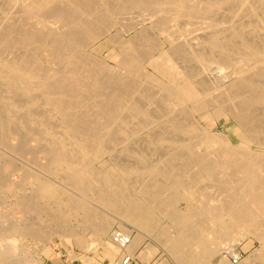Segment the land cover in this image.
<instances>
[{
	"label": "rangeland",
	"instance_id": "374dc122",
	"mask_svg": "<svg viewBox=\"0 0 264 264\" xmlns=\"http://www.w3.org/2000/svg\"><path fill=\"white\" fill-rule=\"evenodd\" d=\"M49 1L44 10L31 13L21 1L0 0V64L6 58L17 57L31 68L25 87L18 88L0 76V228L15 226L14 231L8 230L7 235L0 238V243L5 244L2 246H8L4 251L12 253L8 262L0 261V264H71V261H74L72 264H114L117 253L121 252L115 249L118 244L111 236L125 229L130 232L131 240L142 237L143 241L152 242L164 260L183 264L180 261L183 253L174 252L170 242L186 224L187 218L198 216L200 207L212 206L216 202L215 196L218 194V198L221 193L213 179L216 174L207 168L199 171V166L192 167L191 162H201L211 150L222 149L226 144L235 145L230 147L236 152L239 149L237 154L240 156L255 154L254 157L264 158V99L257 97L260 85L264 84V0H138L139 3L130 6L121 5L118 0H90L93 8L87 12L83 10L87 0ZM80 6L79 11L77 8ZM79 15L83 16L76 18ZM48 30L63 39L64 43L58 49L51 46L52 34L47 33ZM91 31L96 35L90 36ZM60 32H63V37L58 34ZM249 45L261 53L251 55ZM160 55L165 61L161 57L157 59ZM162 61L165 64L162 65ZM216 66L229 73L226 83L235 84V91L229 94H217L216 90L212 95L207 93L213 85L207 78H211L218 68ZM159 67L161 69L157 71ZM168 67L170 71L166 69ZM211 67L215 70L211 71ZM245 67L247 70L244 72ZM171 68L178 71L183 68L191 76L187 83H191L193 89H206V95L201 96L204 101L201 113L207 116L201 123L210 132L223 133L228 137L219 145L214 139L210 147L201 145L200 140L194 141L197 138L192 133L195 132L177 131L168 117L154 124L134 109L141 105L152 111L158 109V114H162L180 105L177 111L185 106L184 110L199 117L193 112L190 102L181 104L168 93L172 86L169 79L176 73ZM248 77L259 83L258 87L249 85ZM214 98L217 100L215 103L210 101ZM230 110L246 118L248 125L257 124L263 128L261 133L255 134L253 142L248 143L235 132L237 123L230 117ZM145 122L148 128L139 133V126ZM158 130L163 133L153 136L152 133ZM58 137L66 150L69 149V157L82 156L77 150L83 147L89 156L95 153L91 159L94 162L88 169L100 179L106 175L112 179L111 198L118 199L123 193L137 204V214L142 215L141 223L126 220L122 215L124 208L108 207L79 190L64 166L60 171L49 164L51 170L42 169L47 163L44 159L49 149L57 147L53 141ZM167 157L174 158V163L169 164ZM142 162H149L151 169L159 170L147 171L141 166ZM183 163L188 165L184 166L187 172L181 170ZM29 169L36 176L40 174L38 177L41 179H48L59 190L57 195L50 199L42 198L35 186L34 175L26 178ZM54 172L58 174H52ZM171 175L175 177L170 178ZM122 181H126L125 185ZM189 194L196 201L191 207L187 201ZM72 195L80 200L83 196L89 199L92 214L89 220L65 200V197L73 198ZM21 204L23 207L28 205L31 210L27 206L25 211ZM203 218L208 227L205 237L211 243H205L207 250L203 246H194L191 252L201 257L191 264H264V228L254 226L253 233L231 229L228 235L218 237V231L213 229L216 225L212 227L211 219ZM222 218L230 220L226 214ZM101 219L114 222L105 235L94 231V225ZM234 241H237L235 250L229 248ZM222 254L225 260L220 263L219 255ZM127 255L131 254L123 251V256Z\"/></svg>",
	"mask_w": 264,
	"mask_h": 264
},
{
	"label": "bare ground",
	"instance_id": "6f19581e",
	"mask_svg": "<svg viewBox=\"0 0 264 264\" xmlns=\"http://www.w3.org/2000/svg\"><path fill=\"white\" fill-rule=\"evenodd\" d=\"M17 1H21L23 3V5L25 6V8L31 12V13H36V12H40V10H44L46 8V6L49 4V0H17ZM88 4H86V7H83V5H81L84 9L85 12H87L86 10L93 8L92 5V1L90 2V0H87ZM101 1V0H99ZM104 1V0H103ZM121 1V5L123 3L124 6H130L133 3H139L138 0H118ZM142 1V0H141ZM145 1V0H143ZM147 1V0H146ZM208 1V0H207ZM9 2V1H8ZM102 2V1H101ZM148 2V1H147ZM146 2V3H147ZM187 3V2H186ZM196 3V2H195ZM214 3V2H213ZM2 4V3H1ZM67 4V3H66ZM85 4V3H84ZM193 4V3H192ZM232 4V3H231ZM95 5V4H94ZM199 5V4H198ZM235 5V4H234ZM81 6L77 9H79ZM109 6V5H108ZM123 6V7H124ZM67 7V6H65ZM75 7V6H74ZM149 7V6H148ZM147 7V8H148ZM160 7V6H159ZM165 8V7H164ZM168 8V7H167ZM202 9V8H201ZM225 9V8H223ZM71 10V9H68ZM74 10V9H73ZM76 10V9H75ZM134 10V9H133ZM161 10V9H160ZM2 11V10H1ZM72 11V10H71ZM177 11V10H176ZM229 11V10H228ZM77 12V11H75ZM162 12V11H161ZM249 12V11H248ZM83 12H81L82 14ZM169 13V12H168ZM40 14V13H39ZM154 14V13H153ZM220 14V13H219ZM199 15V14H198ZM203 15V14H202ZM241 15V14H240ZM73 16V15H72ZM82 17L83 15H79L78 17ZM173 16V15H172ZM137 17V16H136ZM223 18V17H222ZM229 18V17H228ZM155 19V18H154ZM200 19V18H199ZM220 19V18H219ZM21 20V19H20ZM159 20V19H158ZM157 20V21H158ZM169 20V19H168ZM215 20V19H214ZM81 21V20H80ZM89 21V20H88ZM143 21V20H142ZM166 21V20H165ZM170 21V20H169ZM172 21V20H171ZM54 22V21H53ZM62 22V21H61ZM84 22V21H83ZM162 22V21H161ZM164 22V21H163ZM181 22V21H180ZM52 23V21H51ZM88 23V22H87ZM128 23V22H127ZM53 24V23H52ZM55 24V23H54ZM57 24V23H56ZM113 24V23H112ZM38 25V24H37ZM62 25V23L60 24ZM92 25V24H89ZM36 26V25H35ZM59 26V25H58ZM43 27V26H40ZM70 27V26H69ZM123 27V26H122ZM30 28V27H29ZM60 28V26H59ZM64 28V25H63ZM66 28V27H65ZM68 28V27H67ZM66 30H69L67 29ZM92 30V27H89ZM45 29V28H44ZM61 29V28H60ZM216 29V28H215ZM21 30V29H20ZM38 30V29H36ZM66 30H65V34L66 35ZM186 30V29H185ZM219 30V29H218ZM2 31V30H1ZM0 31V32H1ZM52 31V30H51ZM59 30L57 29V32ZM64 32V30H62ZM105 31V30H104ZM258 31V30H257ZM29 32V31H28ZM31 32V31H30ZM62 32V33H63ZM94 31L90 32V36L95 33H93ZM49 34H52L51 32H48ZM55 33V32H54ZM61 32L58 33L61 36L63 35ZM254 33V32H253ZM16 34V33H15ZM28 34V33H27ZM121 34V33H120ZM228 34V33H227ZM59 35V36H60ZM96 35V34H95ZM184 35V34H183ZM52 41H51V46H53V48L58 49L61 45H63V39H59L58 36H55V34H52ZM69 36V35H68ZM67 36V37H68ZM82 36V35H81ZM230 36V35H229ZM12 37V36H10ZM39 37V36H38ZM42 37V36H40ZM63 37V36H62ZM80 37V36H79ZM188 37V36H187ZM21 38V37H20ZM37 38V37H36ZM35 38V39H36ZM50 38V37H48ZM61 38V37H60ZM209 38V37H208ZM13 39V38H12ZM111 39V38H110ZM189 39V38H188ZM11 40V38H10ZM114 40V39H113ZM217 40V39H216ZM58 41L59 44H58ZM66 41V40H65ZM82 41V40H81ZM225 42V41H224ZM257 45V44H256ZM191 46V45H190ZM249 49V53L251 55H257L261 53V50L258 49H253L251 48V46H247ZM33 48V47H32ZM62 48V47H61ZM128 48V47H127ZM192 48V47H190ZM255 48V47H254ZM189 49V48H188ZM130 50V49H129ZM25 51V50H24ZM164 51V50H163ZM180 51V50H179ZM195 51V50H194ZM210 51V50H209ZM65 52V50H64ZM166 52V51H165ZM164 52V53H165ZM169 52V51H168ZM167 52V53H168ZM38 53V52H37ZM54 53V52H53ZM70 53V52H69ZM134 53V52H133ZM52 54V53H51ZM122 54V53H121ZM195 55H199V53H194ZM216 54V53H215ZM218 54V53H217ZM145 55V54H144ZM163 55V53H162ZM167 55V54H165ZM170 55V53H168V56ZM184 55V54H183ZM222 55V54H221ZM4 57V56H3ZM7 57V56H6ZM163 58V56H159V58H157L158 60ZM165 57V56H164ZM185 57V56H184ZM202 57V56H201ZM1 58V57H0ZM39 58V57H38ZM122 58V57H121ZM154 58V57H153ZM224 58V57H223ZM244 59V58H243ZM247 59V58H246ZM63 60V59H62ZM157 60V61H158ZM186 60V59H185ZM211 60V59H210ZM2 62V67L0 68V76H2L4 79H7L9 82L14 83L15 85H17L18 88H21V86H23L25 84V80L27 79L26 77L29 76V74L31 73V68L29 69L28 65H26V63H24L22 60H18L17 57L16 58H6L4 59ZM97 61V60H96ZM153 61V60H151ZM161 61V60H160ZM159 61V62H160ZM163 61L164 58H163ZM162 61V65L165 64ZM187 62V61H186ZM61 63V62H60ZM132 63V62H131ZM135 63V62H134ZM222 63V62H221ZM123 64V62H122ZM133 64V63H132ZM256 64V63H255ZM44 65V64H43ZM127 65V64H126ZM161 65V66H162ZM199 65V64H198ZM237 65V64H236ZM36 66V65H35ZM129 66V65H128ZM215 66V65H214ZM213 66V67H214ZM241 66V65H240ZM39 67V66H38ZM46 67V66H45ZM130 67V66H129ZM158 67V65H157ZM165 67V66H164ZM218 67V66H216ZM44 69V67H42ZM64 68V67H63ZM94 68V67H93ZM156 68V67H155ZM180 68V67H179ZM246 68V69H245ZM244 68V72L247 70V67ZM258 68V67H257ZM46 69V68H45ZM44 69V70H45ZM54 69V68H53ZM69 69V68H68ZM161 69L160 67L157 68ZM169 69L170 71V67L166 68ZM174 69H177L176 67H174ZM171 68L172 71L176 72L175 74H173L174 72H172L173 76L170 77V83H171V89H169L170 94H172V96L177 99V102L179 101L181 104L183 102H190V104H192V109L193 112H196L199 114V117H197L194 113H191V111H186L184 110L186 107H182L183 109L178 110V106L180 105H175L172 109L168 110V112H164L162 114H158V109L154 111H157V114H153L154 111H152L150 108V110L148 108H144L141 105L139 106H135L134 109L137 110V112H140L143 116L147 117L150 119V121H152V123H159V120H162L163 118H167L170 119V124L178 130H180V132L184 131H191V132H195L192 133L194 134L195 139L196 140H200V144L201 145H212L213 143V139L215 141H218V145L220 142H223L221 140H226L228 137L223 134V133H212L208 130L207 127H205V125L203 126L201 121L204 120L206 118L205 115H203L201 112L203 110V105H204V101H202L201 96L202 95H206V93L203 91H200V89L197 90L193 89V86L191 83H187V79L191 78L190 75H188V73L183 70L180 69V71L178 70H174ZM185 69V67H184ZM188 69V68H187ZM196 69V68H195ZM211 71L215 70V68L212 70V67L210 68ZM241 69V68H240ZM72 70V69H71ZM156 70V69H155ZM164 70V69H163ZM189 70V69H188ZM209 70V69H208ZM168 71V70H167ZM168 71V72H169ZM209 71V72H211ZM242 71V70H240ZM253 71V70H252ZM123 72V71H122ZM161 72V70H160ZM243 72V71H242ZM256 72V71H255ZM161 73H164V71H162ZM160 73V74H161ZM122 74V73H121ZM168 74V73H166ZM170 74V73H169ZM211 74V73H210ZM229 74V73H228ZM227 74V71L222 68V67H218L214 73H212L211 78H207V80H210L211 83H213L212 87L209 89V91L207 92L208 94H211L213 92V90L217 91V94H222V93H226L229 94L231 93V91H235L236 87L234 86L235 84H227L226 80L229 79V76ZM107 75V74H106ZM152 75V74H151ZM169 76V75H167ZM171 76V75H170ZM150 77V76H149ZM203 77V76H202ZM231 77V76H230ZM253 78V77H252ZM234 79V78H233ZM247 80L248 84L251 85L252 87L255 86V84L259 85V83H256L255 81L250 80V78L248 77ZM197 80V79H196ZM69 81V80H68ZM101 81V80H100ZM203 81V80H202ZM231 81V80H230ZM235 81V80H234ZM233 81V82H234ZM240 81V80H239ZM263 81V80H262ZM50 82V81H49ZM116 82V81H115ZM200 82V81H198ZM255 82V83H254ZM4 83V82H3ZM109 83V82H108ZM195 83V81H194ZM206 83V82H205ZM236 83V81L234 82ZM51 84V83H50ZM54 84V83H53ZM58 84V83H57ZM91 84V83H90ZM55 85V84H54ZM170 86V85H169ZM25 87V85H24ZM34 87V86H33ZM49 87V86H48ZM63 87V86H62ZM65 87V86H64ZM63 87V88H64ZM251 87V88H252ZM196 88V87H194ZM246 88V87H245ZM79 89V88H78ZM166 89V88H165ZM242 89V88H241ZM244 90V89H243ZM246 90V89H245ZM44 91V90H42ZM50 91V90H49ZM60 91V90H59ZM63 91V90H62ZM215 91V92H216ZM258 95L257 97H261V99H264V84L260 85L259 87V91H258ZM214 93V92H213ZM241 94V93H240ZM69 95V94H68ZM72 95V94H71ZM167 95V94H166ZM169 95V94H168ZM212 95V94H211ZM4 96V95H3ZM14 96V95H13ZM51 97V96H50ZM70 97V95H69ZM167 97V96H166ZM171 97V98H173ZM242 97V96H241ZM251 97V96H250ZM137 98V96H136ZM217 98V97H216ZM216 98H214L213 100H210L212 102L217 101ZM23 100L25 98H22ZM170 99V97H169ZM65 100V99H64ZM204 100V99H203ZM17 101V100H16ZM173 101V99H172ZM206 101V100H205ZM208 101V100H207ZM221 101V100H220ZM95 103V102H94ZM148 103V102H147ZM215 103V102H214ZM231 103V101H230ZM112 104V103H111ZM141 104V103H140ZM185 104V103H184ZM183 104V105H184ZM188 104V103H187ZM248 104V103H247ZM63 105V104H62ZM149 107H151V103H148ZM210 105V103H209ZM213 105V104H212ZM221 105V104H220ZM67 106V105H66ZM145 106V105H143ZM244 106V105H243ZM231 107V106H230ZM246 107V106H245ZM226 108V107H225ZM237 108V107H236ZM240 109V107H238ZM237 108V110H238ZM260 108V107H259ZM5 109V108H4ZM41 109V108H40ZM231 109V108H229ZM228 109V110H229ZM26 110V109H25ZM51 110V109H50ZM88 110V109H87ZM235 111V109H233ZM34 111V110H33ZM82 111V110H81ZM232 111V110H230ZM83 112V111H82ZM97 112V111H95ZM160 112V111H159ZM38 113V112H37ZM161 113V112H160ZM228 113V112H227ZM46 114V113H45ZM216 114V113H215ZM219 114L221 115L222 112H219ZM259 114V113H258ZM23 115V114H22ZM34 115V114H33ZM133 115V114H132ZM228 115V114H227ZM229 115L231 118H233L236 123L237 126L235 129V132L238 134V136L243 137V139H246L245 141H247L248 143L253 142L254 140V136L257 133H261V126L257 125V124H252V125H248L246 122V118L242 117L239 115V113L237 112L236 114L232 112H229ZM252 115V114H250ZM264 115V113H263ZM4 116V114H3ZM8 116V115H7ZM24 116V115H23ZM224 116V115H223ZM255 116V115H254ZM46 117V115H45ZM117 117V116H116ZM225 117V116H224ZM253 117V116H251ZM48 118V117H47ZM126 118V116H125ZM64 119V118H63ZM86 119V118H85ZM113 119V117L111 118ZM143 119V118H141ZM140 119V120H141ZM218 119V118H217ZM18 120V119H17ZM41 120V119H40ZM73 120V119H72ZM210 120V119H209ZM264 120V119H262ZM28 121V120H27ZM144 121V120H143ZM54 122V121H53ZM69 122V121H68ZM109 122V121H108ZM130 122V120H129ZM136 122V121H135ZM134 122V123H135ZM257 122V121H256ZM14 123V121H13ZM24 123V122H23ZM96 123V122H95ZM100 123V122H99ZM110 123V122H109ZM149 123V122H148ZM20 124V123H19ZM79 124V123H78ZM108 124V123H107ZM251 124V123H250ZM261 124V123H260ZM17 125V124H16ZM30 125V124H29ZM47 125V124H46ZM73 125V124H72ZM81 125V124H80ZM118 126V125H117ZM119 127V126H118ZM132 127V126H131ZM134 127V126H133ZM11 128V127H10ZM85 128V127H84ZM136 128V127H135ZM147 124L145 123H141V125L138 128V132L139 131H143L144 129H147ZM23 129V128H22ZM25 129V128H24ZM33 129V128H32ZM43 129V128H42ZM53 129V128H52ZM121 129V128H120ZM133 129V128H132ZM167 129V128H166ZM171 129V128H170ZM80 130V129H79ZM127 130V129H126ZM55 131V130H54ZM58 131V130H57ZM165 131V130H164ZM173 131V130H172ZM176 131V132H177ZM53 132V131H52ZM100 132V131H99ZM44 133V132H43ZM56 133V132H55ZM62 133V132H61ZM111 133V132H110ZM140 133V132H139ZM150 133H152L150 131ZM162 134V130L158 132H154L152 133V135L154 136L155 134ZM39 134V133H37ZM78 134V133H77ZM175 134V133H174ZM187 134V133H186ZM54 135V134H53ZM66 135V134H65ZM179 135V134H178ZM261 135V134H260ZM36 136V135H35ZM55 136V135H54ZM119 136V135H118ZM230 136V135H229ZM263 136V135H262ZM23 137V136H22ZM26 137V136H25ZM34 137V136H33ZM37 137V136H36ZM39 137V136H38ZM44 137V136H43ZM66 137V136H65ZM92 137V136H91ZM107 137V136H106ZM167 137V136H166ZM165 137V138H166ZM172 137V135H171ZM179 137V136H178ZM2 138V137H1ZM142 138V137H141ZM174 138V137H173ZM34 139V138H33ZM40 139H42L40 137ZM46 139V138H45ZM54 139V138H53ZM92 139V138H91ZM108 139V138H107ZM152 139V138H151ZM178 139V138H176ZM188 139V137H187ZM190 139V138H189ZM240 139V138H239ZM168 140V139H167ZM241 142L242 139H240ZM50 141V140H49ZM65 141V140H63ZM186 141V140H185ZM188 141V140H187ZM244 141V142H245ZM261 141V140H260ZM55 144H57V147H55L54 145V149H49V155L47 154V156L45 157L47 161H45L46 164H43L44 167L43 168H58L60 171V167L64 166L67 170V172L70 175V180H72L73 185L75 187H77L79 190H81L82 192L85 193H89L93 199H95V201L97 200L100 203L106 204L108 207H113V208H124L123 209V213L122 215H124L126 220H129L131 222H136L139 221L141 223V213L137 214V208L134 204L133 201H130V198L127 197L125 194H120L118 196V199H113L111 198V193L110 190L112 188V179L109 178V176L106 175V177L103 178H98L96 176L93 175V172L91 170L88 169V167L91 165V162L93 159V156H89L87 150L85 149V147L81 148V150H77L78 152L82 153V156H75L74 158L69 157V155L67 154L68 150H66V147H64L61 139L58 137L56 138L55 141H53ZM178 142V141H177ZM184 142L183 140L181 141V143ZM189 142V141H188ZM228 142V141H227ZM233 142V141H232ZM240 142V143H241ZM243 142V143H244ZM96 143V142H95ZM119 143V142H117ZM180 143V142H178ZM191 143V142H190ZM195 143V142H194ZM37 144V143H36ZM193 144V143H192ZM191 144V145H192ZM260 144V143H258ZM141 145V144H140ZM183 145H185V142L183 143ZM217 145V146H218ZM231 147H234L232 144H230ZM230 145L226 144L224 146V148L222 149H216L215 151H212L211 148L209 151L210 153L207 155V157L204 160H201V162H197L192 164L191 161H188L189 163L191 162V165H193L192 167L195 166H199L200 170L199 171H205L206 168L209 171L214 172L216 175L213 177V179L217 182V184L215 183V185H217L219 187V189L221 190V193L219 192V197L217 198L218 194L215 196L214 198V202L212 206H206V207H200L199 209V213L198 216L193 217H189L186 219V224L182 227V229L180 230V232L178 231L176 233V235L173 237L171 243V246L174 250V252L176 251L177 253L180 254V252L183 253V259H181V263L183 264H191L192 262L198 261V258L201 257V255L197 256L195 255V252L192 253L191 251L193 249H195V245L196 247L198 246H203L205 248V250L208 249V247L206 246L207 244L205 243H211L210 240H206L205 234L207 233V229L208 227L206 226V224L204 223V216L211 219L210 224L213 225L215 224L216 226L213 228L215 230L218 231V237H223L226 236L230 233L231 229H233L234 231L236 230H243V231H251V233H253V227L257 226L260 229L264 228V158L263 157H251L250 155H244L245 156H240L237 153L240 152V150L238 149L237 152L235 150H233V148L230 147ZM41 146V145H40ZM39 146V147H40ZM72 146V145H71ZM103 146V145H102ZM150 146V145H149ZM223 146V145H222ZM221 146V147H222ZM243 146H245L243 144ZM81 147V146H80ZM112 147V146H111ZM158 147V146H157ZM180 147V146H178ZM197 147V146H196ZM220 147V148H221ZM23 148V147H22ZM38 148V146H37ZM132 148V147H131ZM237 148V147H235ZM242 148V147H241ZM251 148V147H248ZM39 149V148H38ZM43 149V148H42ZM134 149V147H133ZM180 149V148H179ZM183 149V148H182ZM191 149V148H190ZM215 149V148H214ZM245 149V148H243ZM89 150V149H88ZM101 150V149H99ZM138 150V149H137ZM181 151V150H180ZM204 151V150H203ZM253 151V150H252ZM255 151V150H254ZM42 152V151H41ZM45 152V151H43ZM93 152V150H92ZM138 152V151H137ZM148 152V151H147ZM187 152V151H186ZM192 151H189V153H191ZM197 152V151H196ZM246 152L247 149H246ZM261 152V151H260ZM171 152H169L170 154ZM177 153V152H176ZM208 153V151H207ZM249 153V152H248ZM163 154V153H161ZM195 154V153H194ZM205 154V153H204ZM240 154V153H239ZM1 155V154H0ZM35 155V154H34ZM45 155V154H44ZM124 155V154H123ZM167 155V154H165ZM181 155V153H180ZM188 155V154H187ZM182 156V155H181ZM115 157V156H114ZM164 157V156H163ZM166 157V156H165ZM172 157V156H170ZM167 157L168 159V163L169 164H173L174 163V158H170ZM191 157V156H190ZM195 157V156H194ZM204 157V155H203ZM201 157V158H203ZM193 158V157H192ZM197 158V157H196ZM163 159V158H162ZM200 159V158H199ZM123 160V158H122ZM127 160V159H126ZM161 160V159H160ZM176 160V159H175ZM193 160V159H192ZM196 160V159H195ZM119 161V159H118ZM159 161V160H158ZM166 161V160H164ZM94 162V161H93ZM92 162V163H93ZM184 162V161H183ZM187 162V164H188ZM158 163V162H157ZM177 163V162H176ZM186 163V162H185ZM39 164V163H38ZM49 164V166H48ZM178 164V163H177ZM176 164V165H177ZM181 164V163H180ZM185 165L183 163V167H182V171H186L188 169H185L184 166H188ZM204 164H207L206 166ZM39 165H42L41 163ZM141 165V164H140ZM175 165V166H176ZM47 166V167H46ZM143 169H146L147 171H157L159 169L154 168L151 169V163L149 162H142ZM156 166V165H155ZM159 166V165H158ZM162 166V165H161ZM160 166V167H161ZM197 166V167H198ZM165 167L166 166H162ZM179 167V166H178ZM51 168L49 170H51ZM63 168V167H62ZM181 168V166H180ZM52 169V171H54ZM136 169V168H135ZM174 169V168H173ZM193 169V168H192ZM205 169V170H204ZM65 170V169H64ZM167 170V168H166ZM28 171H30V173L26 172L28 175L26 176V178L32 174L31 169H29ZM47 172V170H45ZM51 171V172H52ZM169 170H167L168 172ZM179 171V170H178ZM196 171V170H195ZM40 172V171H39ZM187 172V171H186ZM194 172V171H193ZM198 172V171H197ZM211 172V173H212ZM35 174V172H33ZM171 173V172H170ZM184 173V172H183ZM189 173V171H188ZM204 173V172H203ZM202 173V174H203ZM32 174V176L34 175ZM42 174V173H41ZM51 174V173H50ZM52 174H58V173H52ZM156 174V173H155ZM193 174V173H192ZM200 174V172H199ZM38 175V174H37ZM40 175V174H39ZM38 175V176H39ZM167 175V174H166ZM36 175L33 176V179H35V186L37 187V189L40 191V195H42V198L45 199H50L53 198L57 195V190L56 187L54 185H52V183H50V181H47L48 179L44 180L41 179V177H38ZM41 176V175H40ZM155 176V175H154ZM174 176L171 175L169 176L170 178ZM190 176V175H189ZM202 176V175H201ZM211 176V175H210ZM49 177V176H48ZM66 177V176H65ZM169 177L167 179H169ZM175 177V176H174ZM199 177V176H197ZM44 178V177H43ZM46 178V177H45ZM180 178V177H179ZM32 179V180H33ZM54 179V178H53ZM174 179V178H173ZM176 179V178H175ZM181 179V178H180ZM26 180V179H25ZM31 180V183H32ZM127 180V179H126ZM179 180V179H178ZM28 181V180H26ZM172 181V180H171ZM177 181V180H176ZM180 181V180H179ZM183 181V180H182ZM195 181V180H194ZM213 181V180H212ZM56 182V181H55ZM196 182V181H195ZM63 183V182H62ZM118 183V182H117ZM121 183H123L125 185L126 181H122ZM200 183V182H199ZM115 184V183H114ZM177 184V183H176ZM187 183H185L186 185ZM198 184V183H197ZM214 184V182H213ZM34 185V184H33ZM119 185V183H118ZM175 185V184H174ZM182 185V184H181ZM180 185V186H181ZM185 187V186H184ZM201 187V185H200ZM191 188V187H190ZM195 188V187H194ZM36 189V188H35ZM34 189V190H35ZM123 189V188H122ZM189 189V188H187ZM213 189V188H212ZM35 190V191H38ZM138 190V189H137ZM161 190V189H160ZM184 190V189H183ZM193 190V189H192ZM191 190V191H192ZM211 190V188H210ZM195 191V190H194ZM214 192V191H213ZM36 193V192H35ZM34 193V194H35ZM59 193V192H58ZM63 193V191H62ZM38 194V193H37ZM207 195V193H206ZM39 196V195H38ZM187 196V195H186ZM73 198H68L65 197V200H67V202L72 205V207L75 209L80 210V212L83 213V216L88 219L90 217H92L91 214V208L90 205L88 203H90L89 199L86 198L85 196H83V198L81 197L80 199H76L75 196H71ZM146 197V196H145ZM160 197V196H159ZM188 197V207H191L193 205H191L192 203H195L196 201L192 198V195L189 194ZM201 197V196H200ZM206 197V196H205ZM40 198V197H39ZM27 199V198H26ZM29 199V198H28ZM83 199V200H82ZM200 200V199H199ZM202 200V199H201ZM205 200V199H204ZM208 200V199H207ZM213 200V199H212ZM24 202V201H23ZM26 202V200H25ZM24 202V203H25ZM46 202V201H45ZM22 203V202H21ZM23 203V204H24ZM207 203V202H206ZM30 204V203H29ZM198 205V204H196ZM21 206L23 207V205L21 204ZM25 206V205H24ZM28 206V205H27ZM26 206V207H27ZM33 206V204H32ZM26 207H23V209ZM29 207V206H28ZM31 207V204H30ZM29 207V209H30ZM36 207V206H35ZM170 207V206H169ZM41 208V207H40ZM67 208V207H66ZM24 209V210H25ZM28 209V208H27ZM35 209V208H34ZM32 209V210H34ZM191 209V208H190ZM31 210V209H30ZM37 210V209H36ZM27 211V210H25ZM29 211V210H28ZM39 211V210H38ZM63 211V210H61ZM140 211V210H139ZM193 211V210H192ZM195 211V210H194ZM42 212V211H41ZM30 213V211H29ZM37 213V212H36ZM27 214V213H26ZM64 214V212H63ZM227 215L229 216V221H224L222 216L223 215ZM190 215V214H189ZM146 216V215H145ZM171 216V215H170ZM173 217V216H172ZM201 217V219H200ZM169 218V217H168ZM204 220H203V219ZM227 218V217H226ZM225 218V219H226ZM89 220V219H88ZM73 221V220H72ZM85 221V220H84ZM120 221V220H119ZM118 222V221H117ZM8 223V222H7ZM114 222L108 221L107 219H101L99 220L94 226V231L97 234H106L109 230V227L113 224ZM146 224V223H144ZM143 224V225H144ZM171 224V223H170ZM4 225V224H3ZM209 225V223H208ZM2 226V225H1ZM10 227L9 229L6 226H2L0 228V238L5 237V235H7L8 230L10 231H14L15 230V226ZM30 229V228H28ZM49 229V228H48ZM174 230V229H173ZM216 231V232H217ZM234 231L232 233H234ZM255 231V230H254ZM30 232V231H29ZM28 232V233H29ZM208 232L212 233V230H208ZM123 233L125 235H130V232L128 230L125 229V231H123ZM242 233V232H241ZM95 234V233H94ZM208 234V233H207ZM256 234V233H255ZM211 236V235H210ZM102 237V236H101ZM261 237V236H260ZM99 240V237H96ZM263 238V236L261 237ZM111 239H113L114 242H117L118 246L116 245L115 249L117 250V252H122L124 250H127L130 253H133L135 248L138 246V244L143 240L142 237H138L137 239H132L131 242L125 246H121V244L118 242L117 238H116V232H114V234L111 236ZM229 239V238H228ZM240 239V238H239ZM3 240V239H2ZM227 240V239H226ZM238 240V239H237ZM264 240V239H263ZM4 241V240H3ZM225 241V240H224ZM6 242V241H5ZM93 242V241H92ZM166 242V241H165ZM112 243V242H111ZM110 244V242H109ZM116 244V243H115ZM204 244V245H203ZM229 244V243H228ZM5 245L3 243H0V261H7L8 259L12 256L11 252H8L7 250L4 251V247L2 246ZM165 245V244H164ZM12 246V245H11ZM109 246V245H108ZM210 246V245H208ZM237 246V241H234L232 243L229 244V248H234L233 250H235ZM87 247V246H86ZM110 247V246H109ZM227 247V246H226ZM6 249H8V246L5 247ZM13 248V247H11ZM212 248V247H211ZM223 248V247H222ZM152 250V249H151ZM228 250V249H227ZM126 251V252H127ZM196 251V250H195ZM230 251V250H228ZM153 252V251H152ZM232 252V251H231ZM235 251H233L234 253ZM116 253V252H115ZM148 253V252H147ZM220 254V253H219ZM148 255V254H147ZM218 255V253H217ZM237 255V254H236ZM134 256V255H133ZM150 256V255H149ZM180 256V255H179ZM216 256V255H215ZM14 257V256H13ZM217 258V257H216ZM251 258V257H250ZM219 259H220V263L224 262L225 260V256L219 255ZM21 261V260H20ZM27 261V260H26ZM4 262V263H5ZM209 262V260H208ZM207 262V263H208ZM211 262V261H210ZM217 263L219 262L218 260L216 261ZM1 263V262H0ZM22 263V262H21ZM206 263V262H205ZM212 263V262H211ZM257 263V262H255ZM23 264H30V263H23ZM34 264V263H31ZM121 264V263H120ZM128 264V263H127ZM259 264V262H258Z\"/></svg>",
	"mask_w": 264,
	"mask_h": 264
},
{
	"label": "crops",
	"instance_id": "0c3cea01",
	"mask_svg": "<svg viewBox=\"0 0 264 264\" xmlns=\"http://www.w3.org/2000/svg\"><path fill=\"white\" fill-rule=\"evenodd\" d=\"M124 251H127V250H124ZM126 253L131 254L132 256V261L129 262L128 264H172L170 262L171 260L169 262L167 260H164L165 258L160 256L159 252L157 253L152 242L150 241L148 242V240L146 241L142 240L138 244V246L135 248L133 253H130L128 251ZM123 257L124 256L122 252L117 253L114 264H120V263L125 264L123 263ZM73 262L74 261H71L70 263L72 264Z\"/></svg>",
	"mask_w": 264,
	"mask_h": 264
},
{
	"label": "built area",
	"instance_id": "2783aa9c",
	"mask_svg": "<svg viewBox=\"0 0 264 264\" xmlns=\"http://www.w3.org/2000/svg\"><path fill=\"white\" fill-rule=\"evenodd\" d=\"M116 238L118 242L121 244V246H125L131 242V236L130 235H125L123 231H117L116 232ZM131 255H127L123 259V263H128L131 261Z\"/></svg>",
	"mask_w": 264,
	"mask_h": 264
}]
</instances>
